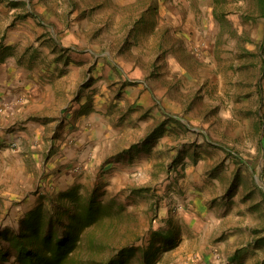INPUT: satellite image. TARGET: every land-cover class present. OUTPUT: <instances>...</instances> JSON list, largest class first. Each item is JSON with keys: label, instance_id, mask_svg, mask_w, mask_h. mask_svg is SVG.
Returning <instances> with one entry per match:
<instances>
[{"label": "rangeland", "instance_id": "obj_1", "mask_svg": "<svg viewBox=\"0 0 264 264\" xmlns=\"http://www.w3.org/2000/svg\"><path fill=\"white\" fill-rule=\"evenodd\" d=\"M46 2L66 51L88 55L74 92L113 75L109 95L98 89L97 114L120 129L117 150L67 165L53 185L29 168L16 186L0 159V250L29 210L55 215L73 200L94 202L100 222L113 224L117 248L133 250L126 264H145L149 247V264H187L194 236L236 227L248 197L261 199L256 231H264V0ZM126 85L139 87L135 98ZM128 127L141 129L140 139ZM129 139L138 141L122 146ZM9 255L0 264H18L16 251Z\"/></svg>", "mask_w": 264, "mask_h": 264}, {"label": "crops", "instance_id": "obj_2", "mask_svg": "<svg viewBox=\"0 0 264 264\" xmlns=\"http://www.w3.org/2000/svg\"><path fill=\"white\" fill-rule=\"evenodd\" d=\"M37 1L0 0V159L4 179L16 186L29 168L44 174L42 181L47 178L53 185L68 177L67 165L83 157L92 158V164L99 163V157H112L120 131L105 114H97L98 89L109 95L114 86L107 83L114 80L113 75L96 79L82 94L74 92L76 83H82L81 66L88 55L66 51L64 37L56 36L47 22L51 19L48 2ZM64 67L72 69L59 75ZM66 75L70 76L67 82ZM134 85H126L125 94L135 98L139 87L132 93ZM87 108L92 109L90 113ZM127 129L135 139L142 136L139 128ZM135 139L122 146H130ZM260 200L253 204L248 197L241 202L239 227L228 222L219 238L195 235L187 264H264V231H256L257 210L263 206ZM235 217L232 204L226 219Z\"/></svg>", "mask_w": 264, "mask_h": 264}, {"label": "trees", "instance_id": "obj_3", "mask_svg": "<svg viewBox=\"0 0 264 264\" xmlns=\"http://www.w3.org/2000/svg\"><path fill=\"white\" fill-rule=\"evenodd\" d=\"M63 206L55 215H45L41 207L29 210L19 232L7 237L10 245L1 248V258H10L13 250L18 264H126L124 256L131 248H117L113 224L100 222L94 202L79 206L73 200ZM145 255L149 264L156 251L149 247Z\"/></svg>", "mask_w": 264, "mask_h": 264}]
</instances>
